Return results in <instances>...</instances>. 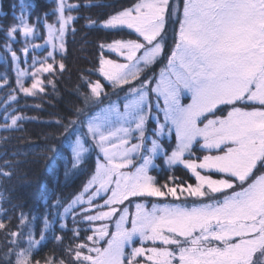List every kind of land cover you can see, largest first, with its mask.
<instances>
[{"label":"snow or ice","instance_id":"1","mask_svg":"<svg viewBox=\"0 0 264 264\" xmlns=\"http://www.w3.org/2000/svg\"><path fill=\"white\" fill-rule=\"evenodd\" d=\"M20 7L23 11V0ZM79 7L55 0L52 12L44 14L45 44L51 51L39 62L33 58L31 73L16 68L17 87L26 96L45 91L40 77L55 72L56 53L66 50L65 37L75 33L71 12ZM16 19L19 24L7 30L9 38L14 40L17 33L32 37L37 31L23 14ZM169 23L178 25L171 47ZM101 26L117 33L129 30L128 38L107 45L126 62L100 61L99 72L117 100L99 80H85L78 89L80 104L55 121L62 130L60 139L47 147L50 167L67 157L66 177L86 171L93 157L95 167L70 202L54 197L46 201L39 240L33 232L37 217L29 220L21 213L18 231L7 233L13 239L8 241L6 264H33L45 233L57 223L66 229L69 217L74 225L87 223L92 230L86 242L67 249L73 264H264V0H136L107 14ZM28 43L22 49L25 54ZM5 51L13 64L19 62L10 44ZM158 64L164 67L157 77L152 68ZM64 67L59 64L60 71ZM28 75L32 82L25 87ZM3 79L7 83V76ZM117 89L126 94L121 98ZM15 100L10 93L8 107ZM5 113L3 119L10 124H0L4 129L34 119L8 115L7 107ZM150 122L155 125L151 130ZM173 131L176 144L169 149L160 137ZM197 151L202 156L193 159ZM157 158L169 170L182 165L196 183H177L179 178L170 176L171 183L159 184L150 174L158 167ZM200 170L225 178L212 179ZM0 176L10 177L11 172L0 168ZM169 196L180 203L148 201V207L136 202L166 201ZM189 197L196 198L191 206ZM110 223L115 231H110ZM73 235L78 237L80 229L73 228ZM45 264L65 261L50 257Z\"/></svg>","mask_w":264,"mask_h":264},{"label":"trees","instance_id":"2","mask_svg":"<svg viewBox=\"0 0 264 264\" xmlns=\"http://www.w3.org/2000/svg\"><path fill=\"white\" fill-rule=\"evenodd\" d=\"M70 2L80 7L78 10H73L76 20L72 27L75 33L69 32L65 38L66 50L61 58V63L65 66L64 70L60 71L57 67L55 74H51L48 79L46 77L45 80H51L52 83L45 84V91L40 96L19 100L14 106L11 105V108L15 109V114L20 113L30 118L34 117V119L18 121L16 128H0V168L11 172L10 177L0 176V193L4 196L0 199V209H3L0 211V222L5 224V228L0 229V264H6L4 256L11 247L8 241L13 239L7 233L18 231L21 213L29 220L33 216L37 217L33 232L35 239L39 240L40 230L43 227L40 218L45 211L46 201L54 197L70 202L82 189V185L94 169V157L86 166V171L70 174L67 177L65 176L67 157L58 159L54 168L50 167L52 154L47 152V147L53 139H60L62 131L55 125V121L67 117L70 110L80 104L78 89L84 88L85 80H99L106 86L105 90L111 99H117L111 86L98 74V70L101 56L104 54L112 59L118 57L105 53L101 45L114 39L128 38L126 36L128 31L123 30L117 33L91 22H101L107 14L131 7L136 0H70ZM29 8L30 22H37L39 25L37 17L43 19L45 13H51L55 8V3L53 0H31ZM18 9L19 0H2L0 25L5 26L6 23L13 21ZM53 19L54 17H51L47 22H52ZM175 25L169 23L166 26L169 47L172 46ZM4 41L0 33V50H2ZM163 65L153 66L152 73L158 74ZM8 68L5 70V66L0 63V72L9 74V82L0 89V107L6 101L9 90L15 85L12 69ZM116 91L119 92L121 98L126 94L119 89ZM2 119H0L1 123ZM172 146L173 142L166 143V148L171 149ZM197 156H202L200 151L196 152L193 159ZM156 163L158 167L153 168L151 174L159 184L171 183L170 176L178 177L177 183L195 184V178L183 166H176L169 170L161 158H157ZM67 167L71 168V164L68 163ZM213 175L220 176L219 174ZM66 224L67 227L64 230H61L57 223L53 229L45 233L46 239L41 241L32 255L33 264L35 261L45 264L50 257L56 260L63 259L65 264H73L67 249L74 248L76 243L86 242L90 229L87 223L74 225L71 217L67 219ZM73 228L80 229L78 237L73 235ZM55 237H60V239L57 240ZM135 244L137 245L138 242Z\"/></svg>","mask_w":264,"mask_h":264},{"label":"rangeland","instance_id":"3","mask_svg":"<svg viewBox=\"0 0 264 264\" xmlns=\"http://www.w3.org/2000/svg\"><path fill=\"white\" fill-rule=\"evenodd\" d=\"M54 3H55V0H53ZM1 3H2V0H0V10H1ZM68 3L70 4H74V3H71L70 0H68ZM23 4L25 5L23 11L20 7L21 5V0H19V9H18V12L15 14L14 16V20L11 21L10 23H6L5 26H1L0 25V33H2L3 35V39L5 40L4 42H2V50H0V56H5L6 59L5 60H0V63H2L4 66H5V70L9 69L8 67H11L12 69V75H13V78H14V82H15V85L13 86L12 89L9 90V92L7 93V98H6V101L1 105L0 107V119H2L4 117V115L6 114L5 113V108L7 107V114L8 115H20V116H26V115H22L20 113H14L13 111V108L11 107H8V97H9V94L12 93L13 95L16 96V100L15 101H12L11 102V105L14 106L15 103L19 100H24L26 98H31V97H38L40 96V94L42 93H38L37 95L35 96H26L22 91L19 90V88L17 87V83H16V78H17V73H16V68L18 67L20 70L22 71H26L28 73H31V71H33L34 69L32 67H30L32 65V61H33V58H35V60L37 62L41 61V60H44L45 57H47L48 55V52L51 51V47L49 45H46L45 44V40L47 39V30L46 28L43 26V19H41L39 21V25L37 22H34V23H31L30 22V4H31V0H23ZM24 15L27 22L29 23L30 26H33L35 29H37V31L34 33V35L32 37H27L25 38L23 36L22 33H17L15 35V39L13 40L12 38H9L7 36V30L10 28V26H12L13 24H19V21L16 19V17H19L21 15ZM71 15L73 17H75V15L73 14V11L71 12ZM54 20V19H53ZM53 22V21H52ZM52 22H49V23H52ZM103 21L99 22V26L102 27ZM176 29L178 28V25L176 24L175 25ZM103 28V27H102ZM107 30H111V29H107ZM126 31L129 32V30L127 29H124ZM111 31H116V30H111ZM66 38V37H65ZM27 41H30V43H28V52L27 54H25L22 49L25 47V42ZM114 40H118V39H114ZM114 40H111L109 42H105L103 43L104 45V48L103 50L105 51V53H109L110 55H114L116 57H118L117 59H112L110 57H107L105 54L103 56H101V59H111L117 63H124L126 61L123 60V57L116 54V53H113L111 51L108 50L107 48V45L112 43ZM32 43L36 44V45H42V47H39V48H34L32 46ZM6 44H10L11 47L13 48V50L16 51L17 55L20 57V60L17 64H13L12 60H11V54L10 53H6L5 51V45ZM64 53V52H63ZM63 53H59L57 52L56 53V56H57V59H56V63L54 64V68H55V72L53 74L56 73V69L57 67L59 68V64L61 63V58H62V55ZM139 55V53H138ZM25 61H27V63H25ZM101 61V60H100ZM48 62H51V59L49 58V61ZM39 63L36 64V67H39ZM164 67V65L162 66V68ZM161 70V69H160ZM160 70L158 72V74H156V76L158 77L159 74H160ZM98 74L104 79V77L100 74L99 70H98ZM51 74H48V73H44L43 76H41L40 78L44 80V85L48 83V80H45L46 77L48 79V77H50ZM4 76H7V83L9 82V74H7L6 72H0V89L2 87H5V85L7 83L4 82V79L3 77ZM105 80V79H104ZM31 82H32V78H31V75H28V76H25L23 78V83H24V86L25 87H30L31 86ZM106 83H108L106 80H105ZM134 82V81H133ZM13 89H15V92H13ZM117 100V99H114V101ZM184 103H189L190 102V97L183 100ZM221 107H224V106H221ZM121 110H122V107H121ZM28 117V116H26ZM26 120V119H25ZM161 120H162V114H161ZM23 121V120H22ZM3 123H9L10 124V120L8 121H4V119H2V123L0 121V124H3ZM148 129L151 130L152 128L155 127V125L153 123H149L147 125ZM1 128V127H0ZM152 136L149 135V139H151ZM133 143H135L136 141L133 140L132 141ZM160 142L166 147V143L167 144H170L171 142H173V146L172 148H175V144H176V141H175V133L173 131V133L171 134V136L165 134L164 136L160 137ZM170 154V152H169ZM205 154H209V153H205ZM95 159V157H94ZM196 159V158H194ZM157 160V159H156ZM156 160H155V163H156ZM157 164V163H156ZM166 167H168L166 164H164ZM182 166V165H180ZM95 167V166H94ZM151 171L152 169H150V174H151ZM189 171V170H188ZM201 171V174H207L209 176H211L212 179H221V178H225L224 174L222 173H218V172H215V171H205V170H200ZM190 172V171H189ZM191 173V172H190ZM213 174H219L220 176H214ZM152 175V174H151ZM154 177V176H153ZM194 177V176H193ZM89 178V177H88ZM87 178V179H88ZM195 178V177H194ZM87 181V180H86ZM85 181V182H86ZM84 182V183H85ZM195 183H196V180H195ZM194 185V184H193ZM82 190V189H81ZM80 190V191H81ZM79 191V192H80ZM79 192L77 194H79ZM76 194V195H77ZM185 198L182 196L181 197V201H183ZM196 200V198H192V197H189L188 198V205L191 206L192 205V202ZM148 201L152 202V203H157L158 205L159 204H162V203H165V202H172V203H180V201H175L174 198L172 197H167V200L164 201V200H159L158 198H147V201L144 200V199H136V202L137 203H147V206L150 207V203H148ZM127 204V202H125ZM130 211L134 212L135 211V204H132L130 206ZM101 222H96V225L95 226H99ZM130 226V225H129ZM87 227L89 228L88 224H87ZM90 229V233L89 235H92V230L91 228ZM110 231H115V225L114 224H111L110 223ZM136 242H138V244L135 246L139 247L140 246V243L138 241V239L136 240ZM150 245V242H148V245L146 246H149ZM101 246H106L104 244L103 241H101ZM130 251V249H129ZM175 264V262H174Z\"/></svg>","mask_w":264,"mask_h":264}]
</instances>
